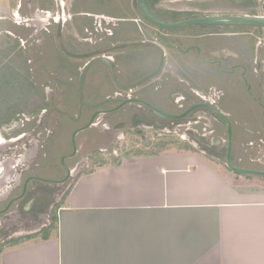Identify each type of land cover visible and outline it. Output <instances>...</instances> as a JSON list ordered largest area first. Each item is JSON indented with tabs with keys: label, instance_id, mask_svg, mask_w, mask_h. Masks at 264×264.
Instances as JSON below:
<instances>
[{
	"label": "crops",
	"instance_id": "0c3cea01",
	"mask_svg": "<svg viewBox=\"0 0 264 264\" xmlns=\"http://www.w3.org/2000/svg\"><path fill=\"white\" fill-rule=\"evenodd\" d=\"M120 17L114 20L136 22L131 27L143 34L141 15ZM74 18H64L59 36L76 57L84 53L86 29L94 27L92 21ZM122 24L116 25L121 33L105 42L115 49L107 55L118 72L126 68L123 55L131 53L117 51L118 46L142 39ZM122 37L127 40L121 42ZM100 63L104 74L96 101L119 91L109 65ZM148 98L167 109V98ZM161 145L121 157L117 148H94L97 157L74 163L77 178L55 222L4 245L0 264H264V176L232 170L221 146L210 154L187 141ZM245 151L256 152L236 142L234 163L259 167Z\"/></svg>",
	"mask_w": 264,
	"mask_h": 264
},
{
	"label": "rangeland",
	"instance_id": "374dc122",
	"mask_svg": "<svg viewBox=\"0 0 264 264\" xmlns=\"http://www.w3.org/2000/svg\"><path fill=\"white\" fill-rule=\"evenodd\" d=\"M150 1L156 12L168 21H180L198 16V14L200 15L204 10L216 14L240 13L264 15V0ZM61 2L62 4L59 5L60 2H54L53 0H0V68L3 67V69L0 70V90L2 92L0 94V158H26V165L24 164V168H28L35 154L43 152L45 137L56 133L58 128L62 125V116L66 115L67 118H69L70 115H76L81 105L78 99V86L81 79V71L78 68L83 65L82 63L86 61L88 56L85 57V61L84 59L76 61L74 59L75 55H73L70 50L64 48L59 33L56 32V30L59 29V24L61 22L65 24L64 18L67 19L71 15H74L76 21H79V19L88 21L87 17H82L77 14L79 10L91 11L97 14H112L114 19L120 16L130 19L134 15H141L138 0H131V6H129L128 1H121L120 3L113 1L106 4L101 0H77L72 4L73 9H71L70 5L71 0H61ZM65 2H67V5L64 4ZM59 10H61V13H58ZM52 15L57 17L56 22L52 19ZM60 16L64 17L61 21L58 19ZM32 18L35 19L36 22L30 21ZM71 23L73 24L74 22ZM122 23V21L116 22L115 20L106 22L92 20L91 24H93L92 26L94 29L99 30V35H101V33L106 35L107 32H114L116 27ZM122 25L125 27L126 25H130L126 27L130 30L129 32H135L136 36L141 35L136 28H132L133 26H138L136 22L127 21ZM148 25L151 34H148L147 39H149V41H156L155 32L158 28L153 24ZM205 28L203 24H196L178 29H167L165 32L169 38L183 39L186 38L187 35L198 34ZM244 29L249 28L244 27ZM50 30L52 32H49ZM252 30H255L257 36H259L256 40L264 45V29L252 28ZM119 33H121L120 30ZM85 37L92 40L97 38V36H94L91 32L88 34L86 33ZM113 37L114 36H112L109 41L113 39ZM124 38L125 37H122L120 41L124 42L127 40V38ZM186 42L187 41H185V43ZM191 42L195 41L191 40ZM185 43H181V45L186 47L187 43ZM103 46L108 47L110 44L107 42V44L99 45L100 48ZM93 48V43L85 42L83 51L85 53L88 49L92 50ZM122 49L130 48H121L117 51H121ZM19 51H23V57L16 59ZM148 54L151 55L152 52L145 47L142 51L139 49H132L128 59H126L127 55H123L124 58H122V62L125 63L129 61V64L131 65V63H133V65H131L129 76L122 77L120 75L119 81L122 83L128 81L130 77H137L138 74L143 76V74L149 73L155 69L157 63H160L161 60L158 56L157 58L155 56L154 62L150 67L145 65L141 67L136 66L138 61L140 62L139 57H146ZM26 58L27 60H25ZM191 58H193V53L188 54L178 51L173 57L166 54L164 67L161 72L155 74V76H157L149 80L146 85L150 83L153 85L157 84L161 87L164 86V88L158 91L160 93L158 95H169L170 92L175 90V88H173L175 85H182L185 88L189 87L190 84H187L190 79L189 74H191V71H195L194 74L191 75V80H193L197 86H208L210 81L206 77V73L204 71L202 72V70L196 71L197 68H194L189 63ZM132 59L133 62H131ZM93 67L89 72L87 80H85V101L91 94L102 93V91H99V87L93 86V83L100 82L103 76L99 72L102 71L104 67L100 62L94 64ZM200 69L203 68L201 67ZM204 70L207 71L206 68ZM223 87L228 95L231 96L228 97L229 100H225L228 106L238 109L241 112L256 111V109H258L249 99H241L240 102L230 100L236 97L235 94L241 96V93L244 91L243 86L238 87L236 93L234 91L232 92L230 90L231 88L226 84H224ZM37 92L42 96L39 97L43 100L41 108H39L38 102L35 101V94ZM96 98L97 97H90V101L97 102ZM161 98L168 99V97ZM65 100L66 102L64 104ZM46 107L50 109V114L47 118H44L43 110ZM64 111H66L67 114H64ZM8 117H10L9 120L4 121ZM28 118L31 120H28ZM43 118L44 121L41 124ZM243 119L252 125V116L244 117ZM83 120L85 122V119H82L76 124L69 121V119H67L66 122L64 119L65 125H63L64 127L61 134L53 139L52 145L50 146L53 151L52 154H50L51 159L49 160L54 162L53 165L55 169L50 171L46 170L50 175H47L49 178L56 179L57 177L61 178L65 175L63 167L65 165H63L64 163L62 164V161L60 162V158L62 154L70 152L73 143L72 133L76 127L83 124ZM165 120H168L167 124L171 123L170 119ZM39 125L43 127L41 130L42 133H39ZM215 127L219 128V125L215 123ZM221 128L223 131L220 133L218 130V136L219 134L222 136L225 135L224 128ZM39 134H41V137ZM143 135H146V139L149 140L160 136V141L163 144H157L161 145L160 148H172V143L177 144V142H183L185 141L183 138L188 137L185 131L179 130L178 132H169L168 129L163 126L157 127L156 129L142 126V131L140 133L131 129L124 131L120 128L115 129V131L109 130V132L107 130V133L104 135H99L96 132L91 133L89 131L82 132L78 136L80 144L79 149L81 150L80 159H86L89 156L93 158L97 157L98 153L94 151V148L98 146L105 147L110 151H112L113 148H117L120 157L123 154L135 152L137 150L140 152L154 150L152 148L157 147V145L152 146L151 142L147 143L146 139H143ZM20 136H23V138L18 141L17 138ZM91 140L93 144L89 142ZM38 146L40 149H38ZM88 146L90 147L88 148ZM100 152V156L104 155V151ZM24 153H26V156H23ZM38 161L39 163L44 162V156L39 157ZM74 163H76L75 160L70 161V165ZM15 166L16 164L13 165L16 169L22 168L20 165L17 167ZM88 169L89 168L85 166V170ZM36 170H38L40 174H44L45 169L42 171L41 168ZM74 182L73 179H69L65 183L50 182L45 183V185L39 184L34 186L33 190L38 188L42 190L45 195V198H42L44 211L38 219H30V217L24 213L18 216L17 213L12 211L1 215L0 249L4 245L12 244L13 241L34 236L35 231L42 228L43 225L53 224L57 218L58 208L72 188ZM3 196L5 195H2V197ZM2 197L1 200L4 201L0 202L4 205L6 200Z\"/></svg>",
	"mask_w": 264,
	"mask_h": 264
},
{
	"label": "flooded vegetation",
	"instance_id": "af4514ba",
	"mask_svg": "<svg viewBox=\"0 0 264 264\" xmlns=\"http://www.w3.org/2000/svg\"><path fill=\"white\" fill-rule=\"evenodd\" d=\"M54 2H60L59 5L62 4L61 0H53ZM77 0H71V9H73V3H75ZM103 3L109 4V2L116 1V3L122 2H129V6H131V0H101ZM151 2V1H150ZM64 4L67 5V2ZM125 4V3H124ZM125 6V5H124ZM151 7L153 11L159 15L156 10L153 8V5L151 4ZM61 10H59L58 13ZM214 12H210L208 10H204L200 15H212ZM77 14L82 17H87L88 21L92 20H99V21H111L114 20V17L112 14H97L93 13L91 11H77ZM216 14V13H214ZM240 14V13H238ZM199 15V14H198ZM217 15V14H216ZM218 15H237L236 13H220ZM252 15H261V14H252ZM73 18L74 15H71L69 18ZM57 17L55 15H52V19L56 22ZM64 17L60 16L58 19H63ZM119 18V17H118ZM121 18V17H120ZM124 18V17H122ZM126 18V17H125ZM163 18V17H161ZM141 23H142V35L138 36V38H142L141 40H136L134 42H125L120 47L119 45L118 49L121 48H130L131 50L139 49L142 51L145 47L147 49H150V52H152L151 55H147L146 57H139L140 62L138 61V64L136 66L141 67L143 65L150 67L153 62L154 58L156 56L160 57V63H157L156 68L153 69L151 72L143 74V76H139L135 80L129 79V83H121L119 81L120 75L123 76L124 72L126 74H129L131 65L129 64V61L122 64L126 66L125 71L121 70L118 72V68L116 67V63H114L113 59L111 58V55H107L109 52H113L115 49L112 47V45L106 47H97V45L105 44L106 39H110L114 33H118L119 30L115 29L114 32L106 33V35L100 34L98 29H86L85 34L92 33L94 36L96 35L97 38L95 40L86 38L85 42H91L94 44V48L92 50L88 49L86 53L78 54L74 59L82 60L85 57L89 56L87 60L83 63V67L80 69V78L82 76V72L85 69L87 63L91 61L94 58L97 57H109L112 60L116 76L118 81L116 80L112 69L111 74L113 76V79L117 85V91L113 95H110L108 97H105L103 99L97 100V102L90 101V97H99L97 94H88L90 97L85 101V93L83 89V100L85 104H81L79 106V112L76 115H70L69 118H67L66 115L62 116L61 126L58 128L55 134L49 135L45 137L44 140V146H43V152L37 153L33 156V159L31 160V164L28 166V168H24V164L26 163V158H17L14 157H6V158H0V201L2 198L6 200V203L2 205V202H0V210H3L7 207V205L14 199V202L10 206L9 210L6 212L0 213L1 215H4L10 211L15 212L19 215L22 213L28 215L30 219H38L40 215L43 213L44 204L43 199L45 198V195L42 190L35 189L33 190L34 186H37L39 184L45 185V183H65L69 179L75 180V173L72 172V175L64 182H60L63 180L67 175L66 165L63 164V157L66 154H70L74 151V141L71 145V150L68 153L62 154L60 158V162L62 161V164L65 165L64 172L65 175L61 178H49L50 176L46 170H53L54 168V162H52L50 154H52V151L50 147L52 144V141L55 137H58V135L61 134L63 130V125H65L64 119L67 122V119L69 121H72L76 124H78L82 119H85V122L83 120V124L81 126L76 127L74 132L72 133V136L74 135L75 131L86 126L93 115L98 111H106L111 110L117 105L121 103L123 99L127 98H144L148 100V97H168V106L167 111H170L171 113H182L188 108L192 107L193 105H197L200 103H207L214 105L217 107L223 114H226L227 117L230 119L233 127V145H232V158L234 160V145L236 142H239L244 147L247 148H253L256 150V152L251 156L245 152L243 154H247L244 156H247L248 158H251L252 160H255L259 163L258 169H264V45L260 44L259 41L256 39L259 37L257 36V32L255 30H252V28H261V27H254V26H242V25H205V29L202 30V32H199L198 34L193 35H187L186 38H169L165 30L161 32V35H158V29L155 32V40L156 41H149L147 39L148 34H151V31L148 29V23L145 21L141 15ZM164 19V18H163ZM86 21L85 19H83ZM166 20V19H165ZM168 21V20H167ZM36 22V21H34ZM143 27L145 29H143ZM244 27H247L249 29H244ZM264 29V28H263ZM48 32V31H47ZM49 32H52L51 30ZM57 33H59V29L56 30ZM55 33V32H54ZM99 33V34H98ZM98 34V35H97ZM191 40H194L195 42H191ZM187 41V46H182L181 43H185ZM185 43V44H186ZM189 43V44H188ZM171 51H170V50ZM113 50V51H112ZM181 51L183 53H193V58L190 59V64L197 68L196 71L202 70L206 73V77L209 79L208 86H197V84L191 80V75L194 74L195 71H191L189 74L190 79L187 84H190L189 87L185 88L182 85L177 86L175 85L173 88H175L174 91L170 92L169 95H161L158 91H160L163 87L159 85H153L146 83L151 80L153 77H156L155 75L145 82L141 83L140 85L136 87H122L119 84L122 85H131L133 83H136L137 81L141 80L147 75H150L154 72H157L156 74H159L164 67L165 62V55L168 54L169 56L173 57L176 55V52ZM65 52V51H64ZM68 53V52H67ZM93 54V55H92ZM131 53L127 55V58L130 56ZM119 58V57H117ZM119 60V59H118ZM103 62V61H101ZM119 62V61H118ZM133 62V59L132 61ZM99 62H94L87 70L85 79H84V85L85 80H87L89 72L91 69H93L94 64ZM106 63V62H105ZM119 64V63H118ZM93 67V68H92ZM203 69H200V68ZM207 69L204 70V69ZM79 69V68H78ZM103 76V72H99ZM132 80V81H131ZM80 83V81H79ZM145 84V85H144ZM193 86H192V85ZM224 84L229 86L231 91L235 92L237 91L238 87H244V91L241 93V96L238 94H235L236 97L232 98L230 100L233 101H239L242 99H249L255 107L256 111H247V112H241L238 109H235L231 106H228L225 100H229L228 97H231L228 95L226 90L224 89ZM99 82H94L93 86L98 87ZM178 88V89H177ZM176 92V93H175ZM78 93H79V86H78ZM176 95V97H175ZM233 95V96H235ZM247 96V97H246ZM87 98V97H86ZM80 100V98L78 97ZM149 101V100H148ZM66 100L64 101L65 104ZM81 102V101H80ZM151 102V101H149ZM152 103V102H151ZM154 104V103H153ZM156 105V104H154ZM158 106V105H156ZM160 108H163L161 106H158ZM165 109V108H163ZM50 114V109L47 107L43 110V116L44 118H47V116ZM64 114H67L66 111H64ZM248 116H254L253 117V124L247 123L243 118ZM44 118L41 120V124L44 121ZM170 119L166 118L163 115L157 113L153 108L148 106L145 103L142 102H131L124 106H122L119 110L113 111V112H105L101 113L96 116L94 119V122L89 127L81 130L79 133H77L75 137V143L77 145V152L74 156L66 158L65 163L73 169L75 167V164L78 162H81L83 159H80V153L81 150L79 149V141L78 136L82 132H91V133H98L99 135H104L107 133V130H114L115 129H123L125 130H133L138 133L142 131V126L149 127L151 129H156L157 127L163 126L168 129L169 132H178L179 130L185 131L188 134V137H184L183 139L192 145L198 147H205L210 154L215 151V148L217 146L223 147V157L225 158L226 150H227V133L228 128L227 125L219 118V116L214 112V110L211 107H207L205 105H199L191 110V112L182 119H170V124H167L168 120ZM28 120H31L28 118ZM215 123H217L220 127L224 128L225 135H220L218 137V130H216ZM254 125V126H253ZM226 126V127H225ZM40 132L42 133L43 127L39 125ZM94 130V131H93ZM238 130H242L241 134H238ZM223 131V129H222ZM59 132V133H58ZM25 134V133H24ZM24 136V135H23ZM23 136H20L17 138V140H21ZM41 137V134H39ZM143 139L145 140L147 138L146 135H143ZM161 137L157 136L154 137V139H146V142L153 145H157L159 143L162 144L160 141ZM92 143V140L89 141ZM88 142V143H89ZM216 142L220 143L217 144ZM198 145V146H197ZM90 146H88L89 148ZM38 149L39 146H38ZM23 151V150H22ZM215 154V153H214ZM23 156H26V153H24ZM44 156V162L39 163V157ZM90 157V156H89ZM75 160L76 163L74 166L70 165V161ZM16 164L17 166H22L20 169H16L13 167V165ZM26 165V164H25ZM39 167V168H37ZM61 167V164H60ZM41 171L44 170V174H40L38 170ZM55 171V170H54ZM48 175V176H47ZM60 175V173H59ZM38 177H41L43 179L48 180H42ZM52 180V181H51ZM36 183V184H33ZM27 185V186H26ZM33 190V191H32ZM39 197V199H38ZM2 223H0L1 225Z\"/></svg>",
	"mask_w": 264,
	"mask_h": 264
},
{
	"label": "water",
	"instance_id": "95a60500",
	"mask_svg": "<svg viewBox=\"0 0 264 264\" xmlns=\"http://www.w3.org/2000/svg\"><path fill=\"white\" fill-rule=\"evenodd\" d=\"M138 6L140 9V13L143 17V19L145 21H147L150 24L155 25L158 28V35H161V32L163 30H167V29H178L181 27H185V26H189V25H196V24H203V25H242V26H254V27H261L264 28V15H252V14H237V15H216V14H212V15H198V16H194L188 19H184V20H180V21H167L163 18H161L160 16H158L152 9L151 7V2L150 0H138ZM30 21H35V19H30ZM106 62L110 65L112 72L117 79L116 76V72L112 63L111 58L109 57H97L92 59L91 61H89L85 67V69L82 72V76L80 79V83H79V98L81 101V104H85L84 100H83V89H84V79H85V75L86 72L88 70V68L94 63V62ZM158 72V71H157ZM157 72H154L150 75L145 76L144 78H142L141 80L137 81L136 83H133L131 85H122L119 84L122 87H136L138 85H140L141 83L145 82L146 80H148L149 78L153 77ZM131 102H142L147 104L148 106H150L151 108H153L157 113L163 115L166 118H170V119H182L185 118L186 116H188V114L191 112V110L199 105H205L207 107H211L214 112L219 116V118L227 125L228 128V133H227V150H226V155H225V161L227 163V165L234 171L239 172V173H244V174H255V175H261L264 176V169H258V168H248V167H241L238 166L237 164L234 163L233 158H232V145H233V141H232V137H233V127H232V123L230 121V119L227 117L226 114H223L217 107H215L214 105L211 104H207V103H200L197 105H193L192 107L188 108L187 110H185L182 113H171L170 111H167L163 108H160L156 105H154L153 103L149 102L148 100L144 99V98H127V99H123L121 101V103L119 105H117L116 107H114L111 110H106V111H98L96 112L93 117L91 118L90 122L75 131L74 135H73V141H74V151L70 154H66L63 157V162L66 165V170H67V175L66 177L61 180L60 182H64L67 179H69V177L72 175V169L65 163V159L72 157L76 154L77 152V145L75 143V137L77 135V133H79L81 130L89 127L90 125L93 124L94 119L96 118L97 115L101 114V113H105V112H113V111H117L119 110L122 106L131 103ZM42 180H48V179H43L41 177H38ZM2 180H0L1 182ZM50 181V180H48ZM52 181V180H51ZM27 186V185H26ZM14 202V199L7 205L6 208H4L3 210H0V213L6 212L7 210H9L10 206L12 205V203Z\"/></svg>",
	"mask_w": 264,
	"mask_h": 264
},
{
	"label": "trees",
	"instance_id": "16d2710c",
	"mask_svg": "<svg viewBox=\"0 0 264 264\" xmlns=\"http://www.w3.org/2000/svg\"><path fill=\"white\" fill-rule=\"evenodd\" d=\"M19 52H20V53H19ZM19 52H18V54H17V56H16V59H18V58H22V57H23V54H22L23 51H19ZM14 56H15V55H14ZM16 59H15V60H16ZM23 60H24V59H23ZM23 60H22V61H23ZM25 60H27V58H26ZM0 62H1V61H0ZM2 69H3V67L0 68V70H2ZM1 93H2V92H1V90H0V94H1ZM39 97H42V96L39 95L38 92H37V93L35 94V101L38 102V104H39V108H41V106H42V101H43V100H42L41 98H39ZM9 118H10V117L6 118L4 121H8ZM0 251H1V249H0Z\"/></svg>",
	"mask_w": 264,
	"mask_h": 264
},
{
	"label": "bare ground",
	"instance_id": "6f19581e",
	"mask_svg": "<svg viewBox=\"0 0 264 264\" xmlns=\"http://www.w3.org/2000/svg\"><path fill=\"white\" fill-rule=\"evenodd\" d=\"M0 142H1V140H0Z\"/></svg>",
	"mask_w": 264,
	"mask_h": 264
}]
</instances>
